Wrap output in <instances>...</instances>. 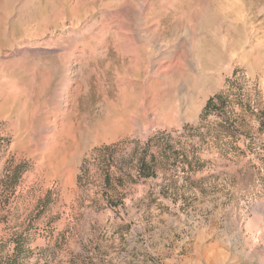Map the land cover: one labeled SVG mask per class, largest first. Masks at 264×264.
Masks as SVG:
<instances>
[{
	"label": "rangeland",
	"instance_id": "1",
	"mask_svg": "<svg viewBox=\"0 0 264 264\" xmlns=\"http://www.w3.org/2000/svg\"><path fill=\"white\" fill-rule=\"evenodd\" d=\"M7 1L0 264H262L264 0Z\"/></svg>",
	"mask_w": 264,
	"mask_h": 264
},
{
	"label": "bare ground",
	"instance_id": "2",
	"mask_svg": "<svg viewBox=\"0 0 264 264\" xmlns=\"http://www.w3.org/2000/svg\"><path fill=\"white\" fill-rule=\"evenodd\" d=\"M9 2H10V0H8ZM8 1H7V3H8ZM8 6V5H7ZM5 8V7H4ZM239 233V232H238ZM244 250H242L245 254H246V258H247V255L248 256H253L256 252L253 250V251H251V250H249L248 248V245L246 244V243H244ZM246 249H248V250H246ZM243 253V254H244ZM258 260H259V262L260 263H262V264H264V255H260V256H258Z\"/></svg>",
	"mask_w": 264,
	"mask_h": 264
},
{
	"label": "trees",
	"instance_id": "3",
	"mask_svg": "<svg viewBox=\"0 0 264 264\" xmlns=\"http://www.w3.org/2000/svg\"><path fill=\"white\" fill-rule=\"evenodd\" d=\"M212 104V100L209 99L205 105V109L208 108Z\"/></svg>",
	"mask_w": 264,
	"mask_h": 264
}]
</instances>
